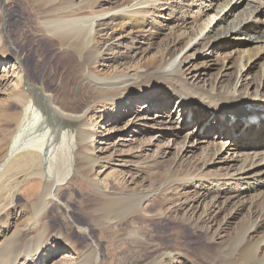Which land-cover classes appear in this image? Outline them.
<instances>
[{"label": "bare ground", "instance_id": "1", "mask_svg": "<svg viewBox=\"0 0 264 264\" xmlns=\"http://www.w3.org/2000/svg\"><path fill=\"white\" fill-rule=\"evenodd\" d=\"M70 1L68 4L42 6V14L47 15L49 21L40 24L44 33L50 34L48 44L63 47L66 43L83 39L88 44L86 53L78 58L77 64H72L64 53L59 59L61 62L56 64L57 60L44 55L39 46V59L36 58L33 67L37 79L28 80L25 66L16 60L19 80L7 93L13 99L8 109L18 108L19 113L0 140V154L8 151L7 157L0 161V234H6L12 228L9 216L16 209L12 184L20 174L37 175L38 179L24 189L26 200H33L34 210L30 212L33 215L29 217L36 218L34 225H27L24 229V224L22 228L13 227L14 234L0 250V264H42L41 259L44 261L51 254H58L62 247L66 249L64 253L68 254L69 264H76V261L80 264L108 262L110 254L106 253L103 260L98 246L78 247L69 235L70 223L65 224V234L59 229L53 234L48 232L47 214L53 207L61 213L63 205L58 199V191L67 184L70 172L76 170L74 147L81 156L91 157L88 164L91 184L96 199L103 201L99 207L104 204L117 206L128 201L124 214L127 223L132 224L137 217L147 216L152 196L162 199L166 195L183 196L186 199L182 203L167 210V214L158 212V216L164 220L174 218L175 222L180 217L181 225H185L193 236L203 239L205 248L199 251L206 261H202L204 264H264V233L259 235L264 230V191L255 193V184L264 183V111L247 115L245 110L247 106L264 107V20L259 14L264 0H255L258 7L243 4L237 12L234 8L247 0H105L106 8L96 0L77 11L88 10V16H70L67 12L66 16L59 17L57 11L62 6L76 7ZM160 1L164 3L162 7H158ZM164 7L168 14L174 9L179 10L181 17L176 19L175 28L161 35L159 16L163 15L161 9ZM229 15L231 20L227 21ZM248 23L259 30L249 28ZM125 27L137 32L129 37L130 43L141 39L146 44L157 30L160 44L156 52L150 54L142 46L114 43V34L124 32ZM223 34L250 41L251 48H234L224 57L221 54L216 56L218 72L210 80L197 82L200 74L197 76L191 72L203 65L198 63L197 49H204L207 56H211L209 46ZM8 54V47L1 43L0 60L6 58L8 62ZM252 61L258 65L259 74L256 76H251L247 68ZM110 62L115 63L114 67ZM227 73H232V78L227 80ZM139 94L147 100L139 111L148 108V104L152 106L155 100L159 99L160 104L157 105L160 113L154 119L144 113L139 115L137 111L126 120L124 126L127 128L131 124L138 128L133 131L141 139L136 141L130 134V138L118 135L110 144L104 143L101 147V144H95L96 129L123 120V110L140 105L143 96L136 98ZM174 104L176 110L169 113L167 108ZM192 107L197 108L195 113L198 114L207 111L205 120L217 124L214 129L206 128L202 133L204 139L208 138L206 141H199L193 134V128L199 124L189 114L193 112ZM185 116L190 123L184 122L187 123L186 136L182 143H177L180 146L175 158L168 161L167 153L157 148L148 155L147 149H151L163 134L167 135L166 142L176 143L175 130L183 125ZM228 116L239 117V121L230 125L232 119ZM89 117H96L94 123L88 122ZM236 128L244 141L253 140L254 144L249 143L253 148L251 154L232 149L233 145L224 137L222 132ZM194 144L201 148V154L190 158L186 165L181 161L175 164L176 160L192 156ZM119 147L129 149L128 154L119 155L123 152L119 153ZM129 163L142 174L141 179L134 177L136 172L130 167L124 169ZM58 164H63L65 171L54 177L52 169ZM213 165L218 167L216 173L212 172ZM177 166H182L180 176L173 177ZM155 167L163 168L162 172L166 170L155 177L152 175ZM96 168H101L97 174ZM117 168H121V172ZM123 173L126 176L118 181L117 177ZM98 174L104 175V186L99 184ZM109 178L116 181L114 188H109L106 183ZM223 187L229 195L220 193ZM198 188H206L207 193L196 192ZM37 191L39 194L33 199ZM208 192L213 198L201 208ZM239 209L247 213V222L239 231L228 234L222 226H215L216 219L224 212L229 211L228 217ZM83 213L91 218L92 213L84 209ZM138 229L130 232L128 240L133 247L146 251L153 245L146 238V232ZM179 245H171L174 248L170 250L153 249L145 264H182L180 257L185 254L182 255L184 251H180Z\"/></svg>", "mask_w": 264, "mask_h": 264}, {"label": "rangeland", "instance_id": "2", "mask_svg": "<svg viewBox=\"0 0 264 264\" xmlns=\"http://www.w3.org/2000/svg\"><path fill=\"white\" fill-rule=\"evenodd\" d=\"M72 1L73 4H76V7L73 8L67 5L62 6L61 9L57 11L59 17L66 16L67 12H69V14L67 15L70 16H77V15L88 16L89 15L87 13L88 10L86 12H78V13L77 11H81V8H83L87 3H92L95 2L96 0H72ZM70 2H71L70 0H0V44L4 43L6 47H8L9 49V54H8L9 63L6 62L7 61L6 58L0 60V136H1L0 140L3 138V135L6 134V128L9 126V124H14V120L15 118H17L19 113L18 108H16V110L8 109L12 105V103L9 102L13 101V99L9 97L7 94L10 88L15 87L17 85L19 80L17 63L19 61L22 62L23 67L25 66L26 68L27 71L26 77L28 78V80L35 81L37 77L35 76L36 73H34L33 67L37 63L36 58L39 59V46L42 49L44 55L49 56L50 59L52 58L55 61L57 60L56 64L57 63L59 64L61 62L60 60L64 57L63 55L64 53L68 55L69 60L70 62H72V64L73 63L77 64V60L82 58V56L86 53L88 49V44H86V41L83 39H78L75 42H70V43L68 42L69 44L67 45L66 43L64 44L63 47L54 44H48L49 41L48 38L50 34L44 33V31L42 30V26L40 24L42 22L49 21L48 20L49 17L47 15L42 14V6L61 5V4H68ZM98 2H101L99 3V5H103L104 8L108 7V5L104 4L105 0H98ZM243 4L246 6L248 5L249 6L254 5V7L259 6V4L255 0H247L244 1L238 8H234V11L237 12L238 10L242 9ZM163 5H164L163 1H160L158 3V7L160 6L162 7ZM230 7H232V5ZM165 8L166 7L161 9L162 11L161 13L163 15L159 16V21L162 23V26L160 25V29H162L161 35L167 34L169 30L175 28L176 27L175 25L177 23L176 19L181 17V15L178 12L179 10L174 11L176 10L174 9L173 11H171L172 13L169 12L168 14L166 11H164ZM260 8H261L260 9L261 12H259V14L261 15V20H264V7H260ZM188 15L190 14L188 13ZM228 17L229 18L227 19V21H230L231 16L229 15ZM249 23L247 25H250ZM249 28H252L255 31L259 30L258 27L253 24L250 25ZM129 29L130 28L125 27L124 32L117 31L114 34L115 37L113 39L114 43L118 41L123 43L124 45L128 43L129 44L128 46L130 47L140 48V46H142L148 49V51H150V54L156 52L157 46L160 44L159 43L160 36L157 30L153 31L152 33L153 37L149 38V40L145 44L141 39H135V42L133 43L128 42L130 40L129 37L135 36V34L137 33L136 31H130ZM250 45H251L250 41L239 38L233 39L226 34L220 35L209 46L210 50L212 51L211 56H207L206 50L197 49L198 63L200 64L203 63V65L199 66V68H193L192 70L191 69L190 70L191 72H193V74H197V76L200 74V76H198L196 79L197 82L202 83L204 81L210 80L212 78L211 76H214L218 72L217 60H216L217 57H219L218 55L221 54L220 56L224 57L227 53L234 50V48L245 50L251 48ZM122 47H120L119 49H121ZM193 51L194 50H191L190 53H193ZM262 58H264V54ZM16 60H18V62ZM254 61L250 62V64L247 66V68H249L250 70L251 76H256L259 74L258 65H255L256 62L254 63ZM5 62L7 64H5ZM110 65L114 67L115 63L110 62ZM192 66L193 65H191L190 67ZM58 69L60 72L62 71L61 66H59ZM225 78L227 80L232 78V73H227ZM226 86L231 87L230 85L227 84ZM139 96H143V94L137 95L136 98H138ZM144 100L147 101L146 97L143 96L141 102H139L140 103L139 106L135 105V108L130 107L127 111L123 110V114H125V118L121 120L119 123L113 124L112 126L109 125L103 126L102 129L101 128L96 129L95 132L97 133V135L94 136L95 144L97 143L98 145L101 144L100 147L103 146L104 143L110 144L112 143V141H114L117 138L118 135L126 136L127 138L128 137L130 138L131 137L130 135H132L134 136L136 141H139V139H141V136H139L137 133L135 134V132L133 131V129L135 130L138 128H133L131 124L126 128L124 125L126 124V120L131 117L130 115H132V113L134 114L141 109L139 107L143 102H145ZM158 100H155V102L151 103L152 106L148 104L149 105L148 108L146 107L144 111H139L138 112L139 115H142L144 113L147 114L149 118L154 119V117L160 113V109L157 108V105H160L158 104ZM175 106L176 104H174V106H172L171 108L168 107L167 108L168 112L174 113V110H176ZM191 110L194 113L189 112V114L192 116V118L197 120L199 124L198 127L193 128L194 136L200 139L199 141L208 140V138L204 139L205 136H203L202 133L206 128H208L209 130L214 129V127L217 124L210 122V120H205L206 113H208L207 111L203 112L202 114H198L195 113V111H197V108L192 107ZM228 118L232 119L230 120L232 122V124L230 125L233 126L236 124V122L239 121V117L235 118L232 116H228ZM94 119H96V117H89L88 122L94 123L93 122ZM185 119L186 120L183 121V125L179 129L175 130V135L177 136V138L175 140L176 143L174 142L175 143L174 145L169 144L170 142L169 143L166 142V140L168 139L167 135L163 134L162 137L155 142V144L151 149H147L148 151L147 154L148 155L153 154V152H155V149L157 148V150L162 151V153L164 152L167 153L169 159L168 161H171L170 159L175 158V155H177V151H178L177 148L180 146L177 143L183 142L184 137L186 136L185 135L186 125L187 123H190V119L188 120L187 116H185ZM237 129L238 128L232 131L230 130L227 133L224 132L222 133L224 137L228 139L229 142H231V145H233L231 147L232 149L234 150L238 149L240 151L251 154L253 148L251 145H249V143L254 144L253 140L244 141L242 133ZM128 134L130 135L128 136ZM164 146L165 148H163ZM194 147H195V152H193L191 157H188L187 159L176 160L174 163L177 164L178 162L181 161L182 165H186L191 160L190 158L199 156L202 152V150H200L201 148L199 149V147H196L195 144ZM76 148L77 147L73 148V152H74L73 154L75 159L74 164L76 166L75 168L76 170L75 171L72 170L70 172V175L67 179V184L63 185L60 188V191H58L59 195L57 194L58 199L60 198L59 199V201H61L60 203L63 205V207H60L61 213H59L58 208L53 207L51 210H49L47 214L46 222L48 224L49 233L53 234V232H55L56 229H59L60 232H63L65 234L64 232V228L66 226L65 224L70 223L71 227H70L69 235L72 236L73 240L77 243L78 247L84 249V247L87 244L98 246V249L100 250L101 258L103 260L105 259L106 253L110 254L108 262H104V264H145V262L147 263V261H149L148 260L149 257L153 254L154 252L153 249L167 248V250L168 249L170 250L174 248L172 246L175 244L182 245V246L179 245L180 251H184L182 255L185 254L184 257L183 256L180 257V259H182L183 261L182 264H204L203 262H206L205 259L201 257L199 251L200 248H205L204 247L205 243L202 238L193 236L191 231L188 228H186L185 225H181L178 219L180 217H177L175 219L176 220L175 222L174 218H169L164 220V218L159 219L158 216L162 212L164 214H167L170 208L177 207L178 204L182 203L186 198H184L183 196L175 198L170 195H166L164 199L167 200L165 201L162 198L159 197L156 198L155 196H152L151 198L152 200L149 203L152 204V206L151 209L148 210L147 216L146 217L139 216L137 217L138 219H135L132 222V224L127 223L126 219L128 218L127 215L124 213L127 209L126 203L128 201H122L120 202V204H117V206L111 205L107 207L104 204L103 206L99 207L100 202L103 201L96 199L93 190L94 188L93 185L91 184L92 178L89 169L90 165H88L91 162V157L81 156V152L76 153ZM118 149H119V153L123 151L122 154L120 153L119 155L126 156L128 154L129 149L122 147H119ZM185 149L186 148L183 147V150ZM124 151H127V153H125ZM7 153L8 151H4L3 153L0 154V161L3 160L5 157H7ZM216 164H220V163H216ZM133 165L134 164L129 163L124 169L129 170L130 167V169H132L133 172H136L135 168L132 167ZM181 167L182 166H177V171L173 177L180 176L179 170L181 169ZM212 168H213L212 172L216 173L218 167L216 165H213ZM0 169H1V164H0ZM100 169L101 168H96L95 174H97L98 170ZM117 169L121 172V168H117ZM52 170L54 177H59L63 175L65 171L63 164L60 165L58 164V167H53ZM162 170L163 168L155 167L154 170L152 171V175L155 177L159 176L160 174L164 173L166 168L164 169L163 172ZM140 175L142 174L136 172L134 177L137 179H141ZM125 176L126 175L124 173L123 176L122 175L118 176L117 177L118 181ZM98 177H99L98 180L99 184L104 186L102 184L104 175L102 176L98 174ZM36 179H38L37 175L29 176L25 174H20L17 180L12 184L11 186L13 187L12 192H14L15 194L13 202H15L16 209L13 210V212L9 216V218L11 219L10 224L12 225V228L9 229L10 230L9 232L6 231L7 232L6 234L3 233L0 234V250L1 248L6 246V244L9 241V238L11 237L12 234H14V231H12L13 227L22 228L24 224L23 226L24 229L28 226L30 227L34 225L36 218L33 216L29 217L30 215H33L32 213L30 214V212L34 210L32 203L33 200L31 201L26 200L24 189L27 187V185H30L31 183L35 182ZM113 179L116 180V177H113ZM113 179L109 178L106 180V183L109 184L108 185L109 188H114L113 185L114 182L116 181ZM224 188L226 187H223L220 190V193L223 195L226 192V194L229 195L230 193L225 191ZM209 190L210 189L208 188V191ZM261 190L264 191V183H258L257 185H255V193L262 192ZM186 191L187 189L185 190V192ZM195 191L198 193H207L206 188L203 189L198 188ZM240 192H242V190ZM38 194L39 191H37L34 194L33 199H35ZM212 198L213 195L210 192H208L207 198L204 199L205 201L203 200L202 203L200 204L202 206L201 208H203L205 204L210 203ZM167 207H169V209ZM83 209L85 210V212L92 213L90 214L91 218H89L88 215L83 213ZM132 210H134V208H132ZM227 212L229 213V211H226L223 213V215L220 218L216 219L217 221H215L216 222L215 226L220 225L223 227L224 232H227L228 234H234L240 230V228L242 227L245 221L247 222L246 220L247 213L245 210L239 209L238 212H233L228 217H226V215L228 214ZM2 219L4 218L1 217V220ZM145 225L147 228L145 227ZM137 229L146 232L145 233L146 238L149 239V242H151L153 245L152 247H150L151 250L147 249L146 251H140V249H138L137 247L135 246L133 247V245H130V242L128 240L131 237L130 232L131 233L136 232ZM263 233L264 230H261L259 235H262ZM56 239L57 237L55 238V240ZM31 243L34 242L32 241ZM60 250L61 252L59 251L58 254L56 255L51 254V257L48 259H44V261H42L43 259H41L42 264H69L68 262L70 259L67 258L68 254L64 253L66 249L62 247ZM149 251H151L152 253H150ZM76 264H80V263L76 261Z\"/></svg>", "mask_w": 264, "mask_h": 264}]
</instances>
